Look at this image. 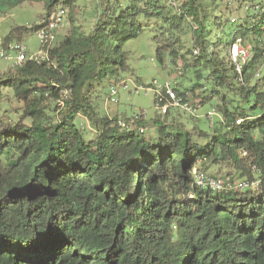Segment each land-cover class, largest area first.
I'll list each match as a JSON object with an SVG mask.
<instances>
[{"label":"clouds","instance_id":"obj_1","mask_svg":"<svg viewBox=\"0 0 264 264\" xmlns=\"http://www.w3.org/2000/svg\"><path fill=\"white\" fill-rule=\"evenodd\" d=\"M0 264H264V0H0Z\"/></svg>","mask_w":264,"mask_h":264},{"label":"trees","instance_id":"obj_2","mask_svg":"<svg viewBox=\"0 0 264 264\" xmlns=\"http://www.w3.org/2000/svg\"><path fill=\"white\" fill-rule=\"evenodd\" d=\"M60 238L57 234H55L52 230L49 231V233L46 236L41 237L39 240L34 241L32 247L34 249H39L46 243L51 244L56 241H58ZM52 249L48 248L49 254H51Z\"/></svg>","mask_w":264,"mask_h":264}]
</instances>
